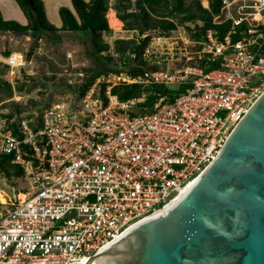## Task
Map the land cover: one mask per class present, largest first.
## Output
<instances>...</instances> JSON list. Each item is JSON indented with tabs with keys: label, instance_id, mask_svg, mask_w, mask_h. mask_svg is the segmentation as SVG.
Here are the masks:
<instances>
[{
	"label": "built area",
	"instance_id": "obj_1",
	"mask_svg": "<svg viewBox=\"0 0 264 264\" xmlns=\"http://www.w3.org/2000/svg\"><path fill=\"white\" fill-rule=\"evenodd\" d=\"M215 23L231 20L240 38L208 31L203 65L143 70L128 83L184 90L137 111L105 76L82 97L0 120V153L20 170L15 197L0 204V264H87L137 223L169 206L218 157L235 125L264 92V0H221ZM134 57V55H132ZM148 66L183 62L174 48L143 53ZM161 60V61H156ZM22 54L4 60L14 87ZM210 63L217 66L206 69Z\"/></svg>",
	"mask_w": 264,
	"mask_h": 264
},
{
	"label": "water",
	"instance_id": "obj_2",
	"mask_svg": "<svg viewBox=\"0 0 264 264\" xmlns=\"http://www.w3.org/2000/svg\"><path fill=\"white\" fill-rule=\"evenodd\" d=\"M198 178L87 264H264V92Z\"/></svg>",
	"mask_w": 264,
	"mask_h": 264
},
{
	"label": "trees",
	"instance_id": "obj_3",
	"mask_svg": "<svg viewBox=\"0 0 264 264\" xmlns=\"http://www.w3.org/2000/svg\"><path fill=\"white\" fill-rule=\"evenodd\" d=\"M20 7L21 11L27 18V24L12 20H4L0 12V31H29L30 37L33 39L32 46L29 49L28 56L32 55L38 46V42L43 38L45 33L56 32H82L92 36L94 47L93 55L97 61L101 62V68L95 70L92 75L86 79L82 85L75 89L78 97H82L88 88L100 76L108 75L113 71L110 69L109 62L115 61L112 55L103 56L102 53L109 50V45L102 40L103 34L112 32L108 22V0H71V8L61 7L59 16L62 22L60 29L55 28L47 21L43 0H14ZM208 7L201 5V0H117L113 6V17L116 21L117 28L124 25V29L137 33L136 38L116 39L114 52L123 61V65L131 73V77H137L145 70L158 71L157 65L148 66L144 61V50L150 45L152 33L156 37L167 38L170 34L178 29V24L173 20L175 16L180 18V24L202 23L201 27H196L193 33L192 29L186 27L185 30L190 34L191 40L199 42L198 50H200L206 39L205 35L208 31L216 33L219 39H223L228 33L236 42L240 38V34L244 31L246 24L243 23L237 27L236 32L233 31L232 21L225 20L221 23H215L214 18L222 12L221 0H206ZM120 21H119V20ZM109 24V25H108ZM59 37V36H58ZM13 51L7 49L2 52L4 59L8 58ZM22 54V53H21ZM134 55V57H132ZM26 61L27 56L22 54ZM106 61V63H105ZM203 60H191L193 65H203ZM137 64L139 68H131L132 63ZM4 74L8 71L6 65ZM215 63H210L206 69L215 68ZM17 81V79H16ZM105 87L106 84H101ZM11 84L3 80V74H0V92L4 91L6 97H12ZM19 90L20 86H17ZM184 90L183 87L172 88L163 85H142L137 83H120L111 88V92L120 101L142 98V102L138 103L137 111L146 113L153 109L155 103L160 99L164 101H173ZM24 108V107H23ZM16 106L15 114L5 115L10 120L18 115L23 109ZM11 157L0 153V175L10 179L18 178L21 175L20 170L10 165Z\"/></svg>",
	"mask_w": 264,
	"mask_h": 264
},
{
	"label": "rangeland",
	"instance_id": "obj_4",
	"mask_svg": "<svg viewBox=\"0 0 264 264\" xmlns=\"http://www.w3.org/2000/svg\"><path fill=\"white\" fill-rule=\"evenodd\" d=\"M203 1L201 0V5L205 7ZM45 4L47 21L55 28L60 29L61 20L58 11L61 7H71V0H45ZM108 4L114 6L115 0H109ZM206 7H208V2ZM109 14L113 15V11L108 10V17ZM225 15L226 11L220 15L219 20H222ZM173 20L178 24V29L167 38L156 37V34L152 33L150 46L156 52L174 48L183 58V62H165V65H158L159 70L176 69L187 59L196 60L197 52L202 49L198 50L199 42L191 40L190 34L185 30L186 27H189L194 33L196 27H201L202 23L187 22L183 25L180 24V18L177 16ZM110 28L111 33L102 35V40L109 45V50L102 55H112L115 58V61L109 62L110 69H113L114 72L105 75L106 85L115 86L120 83H128V79L131 78V73L114 52L115 40L131 39L138 36L136 32L125 30L123 23L118 28ZM3 36L12 37L7 34H3ZM12 39L13 43L6 48L22 53L27 56V59L18 69L17 81L14 83V87H11L12 97L8 99L4 91L0 92V120H5V115L15 114L16 106L24 107L22 110H28L76 98L77 93L74 90L79 88L95 70L101 68V62L97 61L93 55L92 36L86 33L61 31L45 33L30 56H28V52L33 43L30 34L26 37L13 36ZM3 47L5 45L0 41V49ZM190 61L186 64H191ZM6 67V63L0 60V74L4 75ZM131 68H139V66L134 62ZM17 86H20L21 89L16 88ZM26 185V181H17V178L8 179L0 175V192L7 196L11 194L12 186L18 190Z\"/></svg>",
	"mask_w": 264,
	"mask_h": 264
},
{
	"label": "crops",
	"instance_id": "obj_5",
	"mask_svg": "<svg viewBox=\"0 0 264 264\" xmlns=\"http://www.w3.org/2000/svg\"><path fill=\"white\" fill-rule=\"evenodd\" d=\"M85 1L88 2L90 0H85ZM116 1L117 0H115V3H116ZM10 2H12V3H10ZM43 3H44V7L46 8L45 0H43ZM109 7H110L109 10L115 12V10L113 9V6H109ZM69 8H71V7H69ZM0 12H1L2 17H3L4 20L16 21V22L20 23L21 25H26L27 22H28L27 18L24 15V13L21 11L20 7L17 5V3L14 0H0ZM45 12H46V9H45ZM121 24H122V22H121ZM61 25H62V22H61ZM3 34L4 33H0V41H1V43H3V45H5V47L0 49V60L1 61L5 60L3 58V56H2V52L8 49L6 47L9 44L13 43V41H12L13 40L12 39L13 36L12 35H10L12 37L7 38V37H4ZM29 34H30V32H29ZM7 35H9V34H7Z\"/></svg>",
	"mask_w": 264,
	"mask_h": 264
},
{
	"label": "bare ground",
	"instance_id": "obj_6",
	"mask_svg": "<svg viewBox=\"0 0 264 264\" xmlns=\"http://www.w3.org/2000/svg\"><path fill=\"white\" fill-rule=\"evenodd\" d=\"M203 5L206 7L207 6V2H206V0H204L203 1ZM110 9V8H109ZM112 9V8H111ZM108 22H109V24H110V27H114V28H117V24H116V21H115V19H114V17H113V15L112 14H109V17H108ZM199 179V178H198ZM198 179H196L195 181H197ZM194 181V182H195ZM194 182H192L191 184H189L185 189H183L182 191H181V193H180V195L184 192V191H186ZM179 195V196H180ZM178 196V197H179ZM5 197H6V199H5ZM177 197V198H178ZM176 198V199H177ZM175 199V200H176ZM174 200V201H175ZM173 201V202H174ZM172 202V203H173ZM7 203V195L6 194H3L2 192H0V204H6ZM171 203V204H172ZM170 204V205H171ZM169 205V206H170ZM169 206H167L166 208H164L163 210H161V211H158V212H156V213H154L153 215H158V214H160L161 212H163V211H165ZM152 215V216H153ZM144 221V220H143ZM143 221H141V222H139V223H137L136 225H134L133 227H131L129 230H127L123 235H121L120 237H118L117 239H115L112 243H114V242H116V241H120V239L122 238V236H124L126 233H128L130 230H132L134 227H136L138 224H140V223H142ZM112 243H110V244H112ZM102 256H98V257H95V258H93L92 260H91V262H90V264H98L99 263V260H100V258H101Z\"/></svg>",
	"mask_w": 264,
	"mask_h": 264
}]
</instances>
